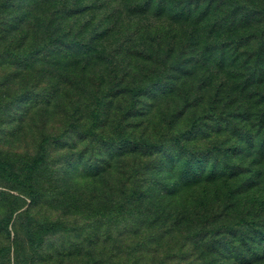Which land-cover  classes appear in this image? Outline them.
<instances>
[{
    "label": "rangeland",
    "instance_id": "obj_1",
    "mask_svg": "<svg viewBox=\"0 0 264 264\" xmlns=\"http://www.w3.org/2000/svg\"><path fill=\"white\" fill-rule=\"evenodd\" d=\"M209 1L154 0L136 13L120 0H47L22 22L6 20L19 12L7 15L1 26L19 28L0 38V162L16 179L0 177V264H218L209 261L215 256L242 264L251 246L262 252L264 242L248 238L254 223L264 226V182L234 208L224 197L214 201L228 193L224 178L183 183L185 162L197 157L221 164L218 171L235 168L240 184L262 169L264 178V103L253 92L264 83L243 89L249 70L235 65L222 37L201 36L189 49L195 32L186 17ZM222 1L226 11L234 3ZM116 2L113 22L104 16ZM80 4L92 5L96 18L84 33L96 47L88 55L86 40L48 36L63 13L60 32L74 34L89 9L76 18L63 8ZM104 27L101 41L90 40ZM36 46L41 53L30 51ZM250 143L255 153L246 156ZM134 190L142 194L135 202ZM222 228L238 237L224 240L223 254L201 258L218 236L206 234L197 247L199 232Z\"/></svg>",
    "mask_w": 264,
    "mask_h": 264
},
{
    "label": "trees",
    "instance_id": "obj_2",
    "mask_svg": "<svg viewBox=\"0 0 264 264\" xmlns=\"http://www.w3.org/2000/svg\"><path fill=\"white\" fill-rule=\"evenodd\" d=\"M25 0H0V38L4 35H7L11 33V30H17L19 28L18 24L14 23L9 24V27L1 26V23L4 22V19L7 18L8 14H14L18 13L19 15H14L12 18L6 19L8 20L16 21L20 20V22L26 20L28 17V8L30 9L31 6H34L37 2L43 3L47 0H28L27 4H24ZM109 1V0H106ZM121 4L130 3L129 9L136 13H146L149 7L153 4L154 0H145L141 3L142 0H120ZM162 2V0H160ZM234 3L232 4L231 8L226 11L224 10L225 3L222 0H211L209 2H206L204 6H195L194 10L191 11L188 16L186 17L187 22L190 23L193 27L194 34V40L192 41L191 45H189L190 50H195L199 45V37L205 36L204 38H218L222 37L223 40H218L223 42L224 46L227 48V50H233L235 53L234 61H238L235 65L237 67H242L243 65L246 66V69L249 71L244 76L242 85L244 86L243 89L247 88H254L260 83H264V0H234ZM90 3V2H89ZM120 3L116 2V7H113V14H108L104 17L111 18L113 22L115 21V16L117 15L116 12L120 8ZM8 9V12L5 13ZM75 9V10H74ZM89 9V12L87 10V13H89V16L85 18L82 22L74 23V29L77 31L72 34L71 29H69L67 32H64L63 34L59 30V23L61 19H64L66 16L64 13L61 17L57 18V23H52V28L49 26V32L48 36L52 39L53 42L60 44L59 37L68 38L71 41H75L77 44H83L86 40L84 33L86 31H89L90 22L95 21V16L91 18V9H93L92 5L87 4H80V6L71 7L67 6L63 8L64 12H71L74 10L73 15L75 17H78V14L81 13L83 10ZM153 13V11H149ZM6 14V15H5ZM194 15V18L190 19V17ZM72 15V13L70 14ZM15 17V18H13ZM91 18V20H90ZM14 19V20H13ZM48 25L51 24V21L47 23ZM98 25L101 26L102 22H98ZM97 28L94 30L90 35V40L93 42L101 41V39L106 36L109 32V28ZM56 32H58L56 34ZM69 33V34H68ZM57 35V36H56ZM52 43V42H51ZM215 43V42H213ZM44 47H34L30 48V51L33 53H41L42 49ZM34 50V51H33ZM96 50L95 46H92L89 48V37L86 40V46L82 50L83 53L86 55L90 52H94ZM8 53H12L10 49H7ZM32 54V53H31ZM247 54L246 58L243 60V64L239 60L240 55ZM111 64H113L112 58H108ZM254 60L255 64H251V61ZM80 61V60H79ZM223 61L221 63V66H223ZM220 65L218 64L217 67ZM255 95L257 96L256 99L258 103H264V89H256L253 91ZM201 118V117H199ZM193 124H196V120L193 121ZM264 127V124H262L261 128ZM177 145H181V141L179 138H176ZM240 150L238 154H243L242 145H239ZM254 146L252 143L249 144V152L246 154L248 155H254ZM216 151H218V147L215 148ZM260 150L264 151V144L260 146ZM261 155H256L253 157V160L260 161ZM228 159H231V157H228ZM243 160V159H242ZM187 166L184 167V170L182 171V176L185 177V181L183 182L185 186L188 184H198L203 185L206 180H212V183L219 181V178H224L225 183H228V193L227 195H221L217 193L214 196V201L220 202L222 198L224 197L229 202V208H234L237 204V200L240 199V197H245V194L248 193L250 190H257L260 189L261 185L263 184V169L259 171L250 172L249 177L246 178L245 184L237 183L236 179V169L234 168L231 170L232 172L226 173L225 170L218 171V165L221 164H213V162H208L206 164H203V162L197 157L194 161V164H189L188 162H185ZM220 163V162H219ZM240 166V165H239ZM238 166V167H239ZM176 167V165H175ZM173 167V168H175ZM0 177L8 179V180H14L16 179V173L12 170H10L8 167H6L3 163L0 162ZM240 193V196L238 195ZM132 197H135L136 199L132 200L135 202L139 198L142 197V194L139 193L137 190H134L131 192ZM242 195V196H241ZM263 195V196H262ZM204 200L212 201V198L209 197V199L206 197L205 191H203ZM258 199H259V208L262 213H264V194H262V190L258 191ZM131 199V197H129ZM255 198V197H254ZM257 198V197H256ZM255 200L257 201L258 199ZM122 206H125L123 208V212L125 215L131 216L132 212L129 209L128 203L125 202ZM264 215V214H263ZM264 219V216H263ZM213 219L211 218L212 221ZM264 224V222H263ZM257 223H254L256 233L254 235H250L248 240H256L259 239L260 241L264 242V226L262 229H258ZM171 230V229H170ZM216 234L218 236V243H216L212 247H207L206 249L200 250V257H206L208 258L209 255H216L215 253H221L223 254V249L226 248L227 244L224 242V240L229 239L230 237H238L237 231H233L231 234H229L228 229H217L213 231L208 230H201L198 235L201 236V239L199 240V245L197 247H204L206 243V234ZM228 233V234H227ZM240 237L245 241V235L241 234ZM240 238V239H241ZM223 241V242H222ZM228 249V247H227ZM226 249V250H227ZM247 253V259L244 260V263L242 264H255L259 260H264V249L262 252L256 251L252 246L248 249ZM206 254V255H205ZM216 261L218 264H225L222 260H217L216 256L215 258L211 257L209 258V261ZM228 264V263H227Z\"/></svg>",
    "mask_w": 264,
    "mask_h": 264
}]
</instances>
